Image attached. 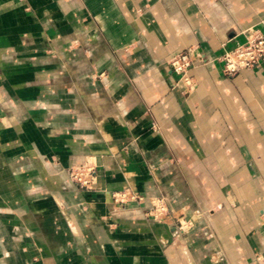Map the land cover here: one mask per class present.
<instances>
[{
    "label": "crops",
    "instance_id": "1",
    "mask_svg": "<svg viewBox=\"0 0 264 264\" xmlns=\"http://www.w3.org/2000/svg\"><path fill=\"white\" fill-rule=\"evenodd\" d=\"M247 33L264 0H0V264L264 257V61H220Z\"/></svg>",
    "mask_w": 264,
    "mask_h": 264
},
{
    "label": "built area",
    "instance_id": "2",
    "mask_svg": "<svg viewBox=\"0 0 264 264\" xmlns=\"http://www.w3.org/2000/svg\"><path fill=\"white\" fill-rule=\"evenodd\" d=\"M220 61L222 73L228 78L235 76L241 70L257 67L264 61V36L257 33H247L242 43L221 55ZM168 66L179 80L190 87L188 71L192 67V61L187 52L172 56L168 61ZM70 176L81 187L89 189L96 180V171L93 168L82 167L71 170ZM121 197L124 198L125 196ZM163 210L164 208L160 205L155 208L158 216ZM255 264H264V257L257 256Z\"/></svg>",
    "mask_w": 264,
    "mask_h": 264
}]
</instances>
